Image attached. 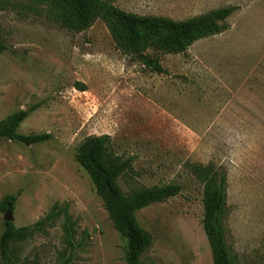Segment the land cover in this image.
I'll list each match as a JSON object with an SVG mask.
<instances>
[{
    "label": "rangeland",
    "instance_id": "374dc122",
    "mask_svg": "<svg viewBox=\"0 0 264 264\" xmlns=\"http://www.w3.org/2000/svg\"><path fill=\"white\" fill-rule=\"evenodd\" d=\"M107 1L178 20L237 10L227 31L163 56L166 72L158 74L124 54L102 19L78 33L32 0H0V41L8 47L0 55V121L40 104L18 131L52 135L30 146L0 139V202L18 196L16 226L66 209L76 246L69 264H127L126 239L75 159L86 137L107 134L141 173L119 179L125 193L183 187L137 212L153 235L144 264H214L203 185L189 170L208 163L228 176L226 241L235 264H264V0ZM6 215L0 210V235ZM64 218L12 244L15 264H63L71 255Z\"/></svg>",
    "mask_w": 264,
    "mask_h": 264
},
{
    "label": "trees",
    "instance_id": "16d2710c",
    "mask_svg": "<svg viewBox=\"0 0 264 264\" xmlns=\"http://www.w3.org/2000/svg\"><path fill=\"white\" fill-rule=\"evenodd\" d=\"M35 6L45 7L52 17L64 28L82 32L90 28L97 19H102L109 29L116 46L146 69L164 74L166 69L162 57L168 54H183L196 41L221 34L230 28L228 19L237 10L235 6L222 7L210 12L178 20L167 16L142 15L127 12L107 0H32ZM8 50L0 41V55ZM85 91L84 83H77ZM40 104L29 109H20L0 121V139H9L27 146L41 144L49 139L50 133L23 134L20 125ZM76 161L88 172L98 196L114 227L126 239V263L144 264L143 255L153 244V235L138 221L137 212L154 203L176 197L182 185L169 183L150 188L123 191L119 179L141 176L135 168L133 157L116 153L110 135H90L77 147ZM190 172L203 185L204 229L208 238L214 264H235L226 241L225 222L228 214V176L226 171L214 163L191 164ZM17 195H6L0 202L2 212L13 213ZM64 214V234L71 252L63 264H69L75 250L74 222L66 209L53 208L32 225L16 226L5 221L0 235V264H15L18 258L12 244L25 241L36 231L53 227ZM185 264V263H180Z\"/></svg>",
    "mask_w": 264,
    "mask_h": 264
},
{
    "label": "water",
    "instance_id": "95a60500",
    "mask_svg": "<svg viewBox=\"0 0 264 264\" xmlns=\"http://www.w3.org/2000/svg\"><path fill=\"white\" fill-rule=\"evenodd\" d=\"M5 220L6 221H12L13 220L12 214L11 213H7Z\"/></svg>",
    "mask_w": 264,
    "mask_h": 264
}]
</instances>
